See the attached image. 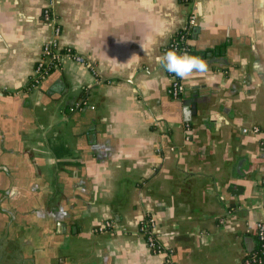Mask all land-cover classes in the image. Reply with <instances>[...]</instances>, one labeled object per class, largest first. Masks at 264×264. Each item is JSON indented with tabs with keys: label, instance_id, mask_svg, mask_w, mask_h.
I'll list each match as a JSON object with an SVG mask.
<instances>
[{
	"label": "crops",
	"instance_id": "1",
	"mask_svg": "<svg viewBox=\"0 0 264 264\" xmlns=\"http://www.w3.org/2000/svg\"><path fill=\"white\" fill-rule=\"evenodd\" d=\"M47 6L84 62L31 88ZM191 9L208 71L177 99L157 58ZM263 179L264 0H0V220L47 264H165L145 217L172 264H246Z\"/></svg>",
	"mask_w": 264,
	"mask_h": 264
},
{
	"label": "built area",
	"instance_id": "2",
	"mask_svg": "<svg viewBox=\"0 0 264 264\" xmlns=\"http://www.w3.org/2000/svg\"><path fill=\"white\" fill-rule=\"evenodd\" d=\"M181 2L188 8L193 7L195 0H181ZM43 20L47 24H54L55 26V36L48 42L45 43L43 48V55L42 58L36 65V74L33 76L36 79V83L34 84L33 88H36L41 85V83L49 77L51 74L50 66L51 67H58L61 63L67 59L74 58L75 60L84 62V58L70 47L63 48L59 42V35H60V27L57 25L56 16L53 13L51 6H47L42 11ZM197 15L194 10H190L187 12L186 22L185 25L179 29L177 32L174 33L169 43L165 46L164 52L166 53L169 50H176L178 53H185L187 52L190 54V33L193 27L196 25ZM172 82L169 87V93L174 98H180L181 95L185 91L184 84L180 81L179 77H176L174 74H171ZM264 185V179H263ZM111 223L108 222L105 227H110ZM140 232L145 236L147 244L149 248L158 253H166L167 258L165 264H172L171 263V253L167 251L164 246L162 245L161 241L159 240L158 235L154 232V225L153 220L151 218H144L140 225ZM258 236L261 241H263V248H264V221H260L258 223ZM253 261H256L254 259ZM252 261L246 259V264H251Z\"/></svg>",
	"mask_w": 264,
	"mask_h": 264
},
{
	"label": "flooded vegetation",
	"instance_id": "3",
	"mask_svg": "<svg viewBox=\"0 0 264 264\" xmlns=\"http://www.w3.org/2000/svg\"><path fill=\"white\" fill-rule=\"evenodd\" d=\"M2 209L5 210L3 214L8 215L6 209L4 207ZM2 220H0V264H47L46 257L38 254V248L31 249L32 238L28 234L30 231H26L25 226L22 229L18 227L19 221L12 213L11 217L9 216L8 219L2 217Z\"/></svg>",
	"mask_w": 264,
	"mask_h": 264
},
{
	"label": "clouds",
	"instance_id": "4",
	"mask_svg": "<svg viewBox=\"0 0 264 264\" xmlns=\"http://www.w3.org/2000/svg\"><path fill=\"white\" fill-rule=\"evenodd\" d=\"M157 60L168 73L174 74L181 80H187L194 73L203 74L208 71V65L201 57L190 55L187 52L181 54L174 49L167 51ZM184 111L190 114V108L185 107Z\"/></svg>",
	"mask_w": 264,
	"mask_h": 264
},
{
	"label": "trees",
	"instance_id": "5",
	"mask_svg": "<svg viewBox=\"0 0 264 264\" xmlns=\"http://www.w3.org/2000/svg\"><path fill=\"white\" fill-rule=\"evenodd\" d=\"M190 55H194V51L190 49ZM56 68L50 66V72L52 73ZM36 83L35 77L31 78L30 87L33 88ZM248 259L252 261L251 264H264V248L263 241L260 240L259 236H257V245L253 252L250 253ZM256 259V261H253Z\"/></svg>",
	"mask_w": 264,
	"mask_h": 264
},
{
	"label": "water",
	"instance_id": "6",
	"mask_svg": "<svg viewBox=\"0 0 264 264\" xmlns=\"http://www.w3.org/2000/svg\"><path fill=\"white\" fill-rule=\"evenodd\" d=\"M187 118H189V117H187Z\"/></svg>",
	"mask_w": 264,
	"mask_h": 264
}]
</instances>
